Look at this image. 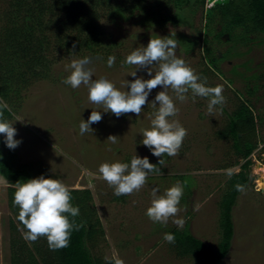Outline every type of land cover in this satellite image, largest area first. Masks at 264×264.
I'll return each mask as SVG.
<instances>
[{"label":"rangeland","instance_id":"1","mask_svg":"<svg viewBox=\"0 0 264 264\" xmlns=\"http://www.w3.org/2000/svg\"><path fill=\"white\" fill-rule=\"evenodd\" d=\"M197 16L195 27L202 26ZM106 29L113 38L122 43L115 50V63L108 67L107 62L92 61L93 79L105 77L119 90L125 80L132 82L131 74L135 66L123 63L138 47H146L151 38L170 37L174 40L179 33L198 35L196 29L172 27L146 31L130 23L119 25L104 21ZM196 48L185 53L177 43L175 54L193 68L198 75L203 68L202 50ZM222 47L220 52L225 51ZM74 57H65L53 67L51 80L34 83L24 92V102L18 114L7 121L13 124L17 135L14 139L21 141L15 149H9L4 143L2 148L10 151L15 162L20 164L40 165L46 168L47 178L59 179L69 189H88L92 192L94 205L105 229L106 243L101 245L99 253L104 260H122L123 264H197L191 259H178L170 250L169 243L163 236L166 229L178 228L173 219L183 218L190 224L191 232L206 244L216 247L221 237L219 228L221 196L232 173L240 171V166L224 168L235 160L231 143L218 140L215 132L224 128L226 115L216 106L212 114L208 113L209 99L192 97L181 103L169 90L179 113L170 119L179 120L187 130V136L179 150V155L169 157L162 175H149L145 185L131 195H114V190L107 182L98 178V167L102 163L122 162L127 156L140 158L153 157L151 151L142 145V129L151 125V102L163 89L157 87L143 107L139 117L124 114L117 118L105 109L88 100V90L81 85L73 89L62 81L70 74L68 65ZM252 59L253 67L264 63V44L253 46L252 52L245 57L223 63V77H215L209 83L212 87H223L226 103L223 107L233 109L235 97L227 86L226 78L233 77L235 83L230 86L243 92L244 81L230 73L233 65ZM243 72V69L240 68ZM150 79L147 69L137 70L136 78ZM158 107V105H157ZM264 109V100L256 105ZM92 110L99 111L102 120L90 125L92 132L80 135L81 119L87 122ZM264 111V110H263ZM264 113V112H263ZM112 135L118 137L117 143L107 141ZM5 140L3 135H0ZM258 147L251 155L252 184L238 198L234 208L235 236L229 256L222 264H264V122L257 133ZM242 163V162H241ZM224 168V169H223ZM175 175L185 176L181 185L190 184L193 194L189 200H183L188 192L184 188L180 200V211L170 218L166 225L153 223L146 215L151 203L152 189H158L157 195L176 184ZM46 178V179H47ZM9 183L0 175V264H10V219L13 215L8 209L7 189ZM183 225V229L186 225Z\"/></svg>","mask_w":264,"mask_h":264},{"label":"trees","instance_id":"2","mask_svg":"<svg viewBox=\"0 0 264 264\" xmlns=\"http://www.w3.org/2000/svg\"><path fill=\"white\" fill-rule=\"evenodd\" d=\"M199 15L202 26L197 29ZM105 20L115 26L131 22L146 31L168 26L196 29L197 36L179 33L174 40L187 54L196 48L202 50L204 64L198 75L207 78L209 87L213 78L225 75L223 63L248 56L254 45L264 44V0H0V102L7 104L2 109L3 118L12 119L18 114L24 92L36 82L51 80L53 67L62 58L90 57L92 61L107 62L109 56H114L122 43L108 33ZM226 34L227 41L223 39ZM222 47L226 49L220 52ZM230 73L241 77L245 84L242 92L230 87L235 83L233 77L226 78L235 104L232 110L222 108L226 124L215 136L230 142L235 156L224 168L240 166V171L230 175L221 196L220 240L215 248L206 244L191 232L188 222L183 229H166L175 236V243H169L174 255L197 264H222L230 254L235 236L234 208L241 193L252 184L250 157L259 145L257 133L264 122V109L256 108L264 100V63L253 67V60L248 59L233 65ZM3 142L0 137V175L8 183L41 175L47 178L46 168L40 165H18L14 155L2 148ZM131 158L127 156L124 163L130 164ZM168 158L163 156L165 163ZM159 159L153 156L149 162L159 166ZM173 177L178 181L185 176ZM238 184L243 186L242 192L236 190ZM183 187L188 190L183 197L186 201L193 188L184 183ZM70 192L79 215H66L79 227L71 232L66 248L53 251L44 237L36 242L23 239V226L16 219L19 209L13 206L14 189H7L8 209L13 215L9 222L10 264H115L99 253L106 237L92 192Z\"/></svg>","mask_w":264,"mask_h":264},{"label":"clouds","instance_id":"3","mask_svg":"<svg viewBox=\"0 0 264 264\" xmlns=\"http://www.w3.org/2000/svg\"><path fill=\"white\" fill-rule=\"evenodd\" d=\"M76 45L73 44V49ZM177 41L170 37L151 38L146 47H138L127 55L123 63L135 66L131 76L132 82L125 80L122 87L129 90H119L105 77L93 79V70L89 67L92 63L90 57L74 59L68 65L70 74L62 81L73 89L81 85L88 90V100L96 105L102 106L105 111L119 118L124 114H135L140 116L143 107L148 102L150 93L158 86L159 91L151 106V125L142 129V145L147 147L151 154L160 158L159 166L149 162L147 157L140 158L136 154L132 156L130 164L122 162L102 163L98 167V178L107 182L113 188L114 195H131L138 192L146 183L149 174L162 175L161 167L165 164L163 156L179 155L183 141L187 136V130L180 124L179 120L170 119L176 117L179 109L176 107L173 97L169 95L171 90L177 100L184 103L188 100V93L192 97H205L209 99L208 113L212 114L216 106L222 111L226 99L223 96V87L206 86L207 78L197 75L195 70L175 54ZM116 58L109 56L108 67H112ZM147 69L150 79L136 78L137 70ZM158 105V107H157ZM7 104L0 102V135L5 137L4 143L9 149H15L21 141L14 139L17 135L13 124L3 118L2 109ZM102 120L101 113L92 110L87 122L81 119L79 124L80 135L92 132L90 125ZM118 137L110 135L107 141L115 144ZM14 189L13 206L18 207L16 219L23 226V239L36 242L44 237L50 250L66 248L70 242L71 232L78 230L77 225L70 222L68 215L76 217L79 215V207L73 206L70 189L59 179L38 178L28 179L24 182L17 181L9 183ZM237 191H243V186L236 185ZM158 189H152L151 203L146 210V215L153 223L166 225L170 218L176 217L180 211L179 204L183 196L184 188L181 182L157 195ZM172 222L182 228L186 221L183 218L173 219ZM165 242L174 244L175 236L165 233ZM115 264H123L117 259Z\"/></svg>","mask_w":264,"mask_h":264},{"label":"water","instance_id":"4","mask_svg":"<svg viewBox=\"0 0 264 264\" xmlns=\"http://www.w3.org/2000/svg\"><path fill=\"white\" fill-rule=\"evenodd\" d=\"M223 39H224L225 41L229 40V35H228V34L224 35Z\"/></svg>","mask_w":264,"mask_h":264}]
</instances>
